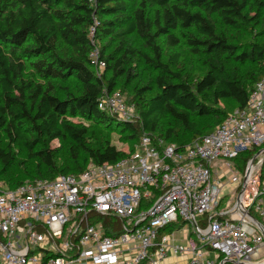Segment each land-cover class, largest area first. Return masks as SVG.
I'll return each mask as SVG.
<instances>
[{"label":"trees","instance_id":"16d2710c","mask_svg":"<svg viewBox=\"0 0 264 264\" xmlns=\"http://www.w3.org/2000/svg\"><path fill=\"white\" fill-rule=\"evenodd\" d=\"M129 1L139 2L131 14ZM250 4L264 9L263 0H0V188L15 190L26 184L25 178L35 182L78 176L87 170V162L114 164L133 151H121L109 142L93 149L89 129L70 118L117 130L134 146L144 134L180 148L211 134L230 113L245 108L264 77V46L253 44L238 51L205 12L217 15L226 30H238L253 21L247 12ZM151 7L159 10L157 20L149 15ZM177 26L193 30L187 43L193 53L202 51L205 57L206 72L194 85L181 81L162 63L156 44ZM91 29L94 40L119 45L117 54L102 50L106 73L100 77L89 59L94 49ZM132 38L148 46L152 57L147 62L157 74L154 89L138 92L143 104L139 127L99 109L104 91L118 92V81L134 76L125 71L130 56L141 53ZM176 43L170 36V44ZM174 57L176 64L178 55ZM224 101L234 104L230 113L221 110ZM200 120L211 123L203 125ZM64 139L72 143L71 165L59 169L51 145ZM19 146L33 169H23L21 163L22 171L14 173L13 153ZM247 159L242 156L241 161Z\"/></svg>","mask_w":264,"mask_h":264},{"label":"built area","instance_id":"2783aa9c","mask_svg":"<svg viewBox=\"0 0 264 264\" xmlns=\"http://www.w3.org/2000/svg\"><path fill=\"white\" fill-rule=\"evenodd\" d=\"M99 109L132 118L119 92L104 91ZM263 253L264 77L245 108L182 148L144 134L114 164L0 188V264H262Z\"/></svg>","mask_w":264,"mask_h":264},{"label":"rangeland","instance_id":"374dc122","mask_svg":"<svg viewBox=\"0 0 264 264\" xmlns=\"http://www.w3.org/2000/svg\"><path fill=\"white\" fill-rule=\"evenodd\" d=\"M264 1V0H263ZM139 2H128L129 4V13H133L138 7ZM156 11H159L157 7H151L149 9V15L154 20H157L155 14ZM249 16L253 21L249 24H243L239 27L238 30H226L220 21V18L217 15H212L205 12L206 17L212 21L216 28L220 31H224L230 37L231 43L236 45L238 51L242 52L244 49L250 47L253 44L263 45L264 46V9L259 10L258 7L253 4L249 5L247 10ZM256 20H262L261 25H255ZM155 24V22H154ZM193 33L192 29L185 30L181 26L171 30L167 36H163L156 44L162 50V63L169 66L170 70L177 74L180 77V80L194 85L206 72L205 66V57L202 51L199 54H195L191 51L187 40H189V34ZM170 36L177 40L175 45L170 44ZM95 52L99 57H101L102 50H105V54H117L118 42H113L108 39L106 40H95ZM132 43L135 49L141 51L137 56H130L125 71H130L134 76L132 79H128L126 76L120 79L117 83V91L122 95L125 103L131 110V122L135 123L136 127L141 126L139 120V113L141 106V99L139 98L138 92L142 88H155V77L156 72L152 66L147 62V57H152V53L148 46L137 38H132ZM174 55H178V62L175 64ZM234 66L233 64H231ZM235 67V66H234ZM93 68L96 74L103 75L106 72H101L97 65H93ZM248 69V66L244 68V71ZM107 77H110L111 74L107 73ZM145 97H149L147 94ZM140 107V108H139ZM234 108V104L230 101H224L221 103V110L225 113H230ZM72 123L79 126H86L89 129V145L93 149L99 147V145L109 142L110 145L116 146L119 150L124 152H129V150L134 149V142L127 141L125 139L126 134L118 133L117 130L105 129L101 126L95 125L94 123L83 119L81 117L70 118ZM203 125H209L210 120H200ZM165 126V124H164ZM141 131V130H140ZM52 149L56 151V165L59 169H62L66 166L71 165V147L72 143L69 140H57L51 145ZM14 156L17 162L16 168L13 170L14 173L21 172L20 164L23 163V169L32 170L33 165L27 161L26 150L22 147L14 148ZM85 156L82 157V160ZM221 161L219 164H222ZM91 162L85 164V169L91 166ZM1 169V167H0ZM35 179L25 178L24 183H32ZM51 181V180H46ZM238 181L230 182L224 185L220 191V198L224 199V202L231 201L233 196L237 193ZM181 236V234L179 235ZM208 257L214 258L213 253L206 251ZM173 264V263H172ZM175 264V263H174ZM264 264V253L263 261Z\"/></svg>","mask_w":264,"mask_h":264},{"label":"crops","instance_id":"0c3cea01","mask_svg":"<svg viewBox=\"0 0 264 264\" xmlns=\"http://www.w3.org/2000/svg\"><path fill=\"white\" fill-rule=\"evenodd\" d=\"M180 260H182V259H173V258H171V259H169L167 262H166V264H176L178 261H180Z\"/></svg>","mask_w":264,"mask_h":264}]
</instances>
